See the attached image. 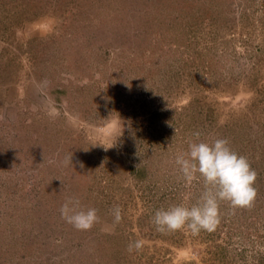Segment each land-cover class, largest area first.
Instances as JSON below:
<instances>
[{
    "label": "rangeland",
    "instance_id": "obj_1",
    "mask_svg": "<svg viewBox=\"0 0 264 264\" xmlns=\"http://www.w3.org/2000/svg\"><path fill=\"white\" fill-rule=\"evenodd\" d=\"M196 133L249 159L256 201L157 231L203 191L175 163ZM0 264H264V0H0Z\"/></svg>",
    "mask_w": 264,
    "mask_h": 264
},
{
    "label": "clouds",
    "instance_id": "obj_2",
    "mask_svg": "<svg viewBox=\"0 0 264 264\" xmlns=\"http://www.w3.org/2000/svg\"><path fill=\"white\" fill-rule=\"evenodd\" d=\"M195 135L197 140L189 143L186 152L176 156L175 163L186 184L202 178L203 191L199 200L190 207L180 204L157 210L152 217L157 231L212 232L221 222V202H227L232 209H250L256 201L258 173L249 159L234 151L226 138L206 142L199 140L200 133ZM59 211L61 218L79 231L91 230L100 220L97 209L82 206L77 197L66 199ZM111 212L114 222L118 223L121 208L114 206ZM143 245L142 240H136L129 244L128 251L133 248L140 250Z\"/></svg>",
    "mask_w": 264,
    "mask_h": 264
}]
</instances>
